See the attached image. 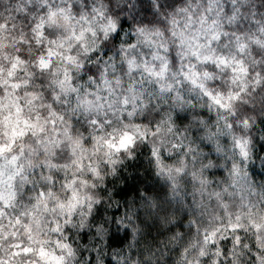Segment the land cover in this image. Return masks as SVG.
Wrapping results in <instances>:
<instances>
[{
  "label": "clouds",
  "instance_id": "1",
  "mask_svg": "<svg viewBox=\"0 0 264 264\" xmlns=\"http://www.w3.org/2000/svg\"><path fill=\"white\" fill-rule=\"evenodd\" d=\"M0 264H264V0H0Z\"/></svg>",
  "mask_w": 264,
  "mask_h": 264
}]
</instances>
